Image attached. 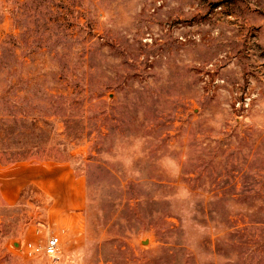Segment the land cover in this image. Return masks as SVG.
I'll use <instances>...</instances> for the list:
<instances>
[{
  "label": "rangeland",
  "instance_id": "rangeland-1",
  "mask_svg": "<svg viewBox=\"0 0 264 264\" xmlns=\"http://www.w3.org/2000/svg\"><path fill=\"white\" fill-rule=\"evenodd\" d=\"M18 161L69 164L86 202L61 232L36 189L0 199V264H264V0H0Z\"/></svg>",
  "mask_w": 264,
  "mask_h": 264
},
{
  "label": "crops",
  "instance_id": "crops-1",
  "mask_svg": "<svg viewBox=\"0 0 264 264\" xmlns=\"http://www.w3.org/2000/svg\"><path fill=\"white\" fill-rule=\"evenodd\" d=\"M0 175V199L11 205L24 189H36L47 199L46 216L54 229L63 228L69 215H82L86 202L84 178L65 162L18 161L3 166Z\"/></svg>",
  "mask_w": 264,
  "mask_h": 264
},
{
  "label": "built area",
  "instance_id": "built-area-1",
  "mask_svg": "<svg viewBox=\"0 0 264 264\" xmlns=\"http://www.w3.org/2000/svg\"><path fill=\"white\" fill-rule=\"evenodd\" d=\"M60 230L61 232H65L63 228H61ZM60 245H61L60 236L52 235L46 240L43 248H41V246L37 244H34L33 242H27L23 246V250L27 255H33L39 252H43L45 255L49 257H56L57 254L59 253Z\"/></svg>",
  "mask_w": 264,
  "mask_h": 264
}]
</instances>
